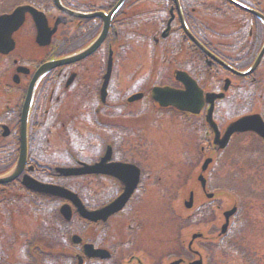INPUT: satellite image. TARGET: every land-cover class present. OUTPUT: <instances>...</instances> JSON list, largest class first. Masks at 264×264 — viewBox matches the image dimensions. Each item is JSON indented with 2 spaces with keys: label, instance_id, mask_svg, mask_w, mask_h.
<instances>
[{
  "label": "flooded vegetation",
  "instance_id": "flooded-vegetation-1",
  "mask_svg": "<svg viewBox=\"0 0 264 264\" xmlns=\"http://www.w3.org/2000/svg\"><path fill=\"white\" fill-rule=\"evenodd\" d=\"M204 1L223 4L224 15L236 27L217 29L214 25L211 14L217 9L222 10L221 6H210L208 16L200 17V0H178L180 9L175 0H60L63 8L58 7L55 0H21L0 10V15L9 14L19 5H29L46 15L49 30L57 25L45 45H38L35 40L38 33L44 37L49 34L45 24L38 29L34 22L37 11L27 9L21 16V25L7 22L0 27L1 37L14 29L12 36L15 41L12 51L0 53V172L9 170L19 159L22 112L33 73L48 61H56L86 48L106 29L105 37L94 51L80 60L52 67L41 79L28 107L25 166L14 180L0 185V194L6 196L18 187L22 189L24 175L38 180L45 176L70 178H63L54 171L56 163L72 165L102 160L104 165L101 169L107 171H112L108 164L113 161L128 163L138 167L139 180L125 207L109 217L123 218V211L132 199L145 190V175L150 178L156 168L152 163L159 157L152 154L158 152L160 144L150 130L160 132L165 121L177 119L182 127L187 123L193 133L197 129L196 119L206 112V104L197 114L172 106H160L152 97L153 88L166 85L184 89L176 76H183L186 72L204 95L207 92L222 93L228 83L222 97L226 99L236 79L243 78L228 71L215 58L242 69L254 61L263 42L262 25L242 26L245 21L241 15L230 17L236 10L226 0ZM239 1L253 9H259L260 3H264V0ZM117 3L118 9L107 20L101 16H79L108 14ZM56 36L58 39L63 36L64 46L55 44ZM22 37L34 47V52L27 56L19 52ZM137 46L156 49L155 53L160 54L156 59L154 53L153 60L143 71L117 59L121 49ZM4 59L8 61L6 65H2ZM252 78L255 79L254 76ZM187 99V94L182 95V102ZM214 104L216 107L217 101ZM186 133L189 134L188 131ZM143 157L146 159H141ZM164 163H160L158 172L163 170ZM115 172L127 176L117 169ZM90 175L100 180L99 188L103 186L102 180L110 179L116 183L118 188L114 197L123 190V183L112 175L100 172L84 176ZM135 176L130 174V177ZM90 223L102 229L105 227L100 226L104 224L102 221ZM124 224L130 231L137 227L127 220ZM124 224L120 225L122 229ZM2 233L4 230L0 229ZM114 234L118 236L117 230ZM133 242L132 236L126 241L119 237L111 254L117 251L120 255L122 249L132 248ZM6 243V238L0 235V264H7L10 258ZM82 243L79 244L81 251ZM47 250L51 253L48 264L68 263L70 252L59 238H54V243ZM127 254L125 251L123 257ZM79 256L76 254L78 262ZM128 258L136 260L138 257L129 254Z\"/></svg>",
  "mask_w": 264,
  "mask_h": 264
},
{
  "label": "rangeland",
  "instance_id": "rangeland-1",
  "mask_svg": "<svg viewBox=\"0 0 264 264\" xmlns=\"http://www.w3.org/2000/svg\"><path fill=\"white\" fill-rule=\"evenodd\" d=\"M19 1L21 0H0L2 7L0 10L7 9L11 5L10 3ZM221 23L229 24L228 22ZM225 28H229V26ZM217 29L224 28L218 26ZM58 44L60 47L64 46L63 36H60ZM19 52L21 55L27 56L34 52V47L24 38L21 40ZM118 58L120 61L129 62L130 66H136L139 71H143L149 65L148 61L153 60V57L152 59L150 57L149 49H141L138 46L122 49ZM156 58L158 59V57ZM7 63L8 61L4 59L2 65ZM259 74L264 82V67ZM259 92L264 94V90H258L250 112H261L264 108V95ZM234 102L233 105L228 101L223 103L224 113L246 109L250 104L249 101L242 105H236V103H241L238 100H234ZM236 114L237 112L223 114L218 111L215 119L224 128ZM199 130V134L202 136L204 126ZM150 134L157 138L160 144V153L156 155L159 158L152 163L156 167L154 170L152 169L154 172L152 181L158 184L160 189L157 190L158 187H155L149 180L145 190L136 197L131 214L138 217L141 231L135 233L128 230L124 224L125 218L113 217L108 224L111 234L114 235L117 230L118 238L121 237L123 241L131 236L136 238L132 248L126 251L128 254L125 257L132 254L138 257L142 264H169L174 259L183 258L184 263L181 264H187L188 260L197 258L192 253L185 252L184 248L192 234L200 231L206 235L210 233L217 236L224 222L222 212L236 205L238 210L230 219L227 233L220 238L217 236L216 240H211V238L195 239L193 248L201 254L203 264H264V144L258 140L257 136L252 133L237 134L226 148L213 152L211 148L209 149L208 144L203 142L200 145L205 147V152L203 154L199 151L195 154L196 165L190 168L189 163L183 162L181 149L193 150L194 136L182 129L180 121L177 119L165 121L160 132L150 130ZM206 155H210L214 160L206 174L208 191L214 193L212 199L206 198L199 189L196 180L200 165ZM174 157L178 160V168L175 167L167 175L160 174L163 172V170L158 172L161 170L160 163ZM169 162L171 163V161ZM190 175L191 177H189ZM79 181L88 187L91 193L96 191L93 195L96 194L98 197L101 196V191H103V196L108 197L110 194L108 187H114V183H110V180H102L101 188H99V182L96 179H78L77 182ZM81 183L76 184V187L83 190L85 187ZM167 190L168 192L160 195ZM191 190L194 192V205L193 208L186 209L183 201ZM88 195L91 196L86 192V197H84L87 202H89ZM206 207L213 217L209 218L207 222L200 223L201 218L204 219L203 211ZM199 208L202 212L200 215H195ZM17 213L19 211L14 212V214ZM17 220L20 233L23 231L25 234L26 231H30L31 225L35 226V219L27 216L26 213L19 217L15 216V221ZM122 224H124V229L120 227ZM42 225L44 224L42 223ZM42 225L40 224V226ZM74 228L84 229L85 226L82 223H76ZM45 229L46 227H43L42 231ZM63 233L66 234V231L58 228L53 233V237L59 238ZM23 238H31V235L26 234ZM179 247L185 251L182 249L181 252ZM10 256L18 262L23 261L19 252Z\"/></svg>",
  "mask_w": 264,
  "mask_h": 264
},
{
  "label": "water",
  "instance_id": "water-1",
  "mask_svg": "<svg viewBox=\"0 0 264 264\" xmlns=\"http://www.w3.org/2000/svg\"><path fill=\"white\" fill-rule=\"evenodd\" d=\"M58 0H56L57 2ZM232 3H234L235 5H237L238 7L244 9V10H247V11H252L250 9H248L247 7L239 4V3H236L232 0H230ZM26 10V8L24 7H20L18 9V11L12 15H8V16H2L0 19L1 20H5V21H13V22H20L21 19L19 18H16L17 16L20 15V13L23 12ZM114 10H112L108 15H103V14H98V15H101L103 16L104 20L108 19L111 14L113 13ZM253 12V11H252ZM256 13L259 17L262 18V20L264 21V17L258 13V12H254ZM95 15V14H94ZM37 16H35V19L37 20L36 18ZM18 19V20H16ZM104 34H102L96 41L95 43L90 47L88 48L87 50L77 54V55H74V56H71L69 58H65V59H61L60 61H56V62H49L47 64H44L42 66V68L35 74L34 76V81H32V86L29 90V96L31 95V91H32V87H33V84H35V82L37 81V79L42 75V73L47 70V69H50L52 68L54 65L56 64H60V63H67V62H71V61H74V60H77V59H80L81 57H83L85 54H87L88 52H90L91 50H93L97 44L100 42V40L103 38ZM8 41L10 42V38L9 36L7 37L6 35L4 36V42H6V44L8 45ZM12 42L8 45V49L9 47L11 48L12 47ZM264 50V45L262 47V50L254 64V66L252 67V69L256 66L259 58H260V55L262 54ZM1 51H7L6 48H1ZM181 75L178 74V78H180ZM185 81V80H184ZM197 90V88H194ZM194 90V94L197 96V91ZM184 93V92H183ZM189 94V92L187 93ZM199 96L201 97V95L199 94ZM153 98L156 99L161 105H164L166 103H168L169 101H171V104L175 105V106H178V107H182V96H181V92L180 91H177V90H174L172 88H169V87H159V88H154L153 89ZM210 98V97H209ZM211 100V99H210ZM197 97H196V105H197ZM192 105V104H191ZM195 104H193L194 106ZM245 130H254L255 132H257L260 136H262L264 138V122L261 120V118L258 116V115H248V116H244L240 119H238L237 121L231 123L225 130V134L223 136V139L219 142V146L220 147H223L225 146L226 142L228 141L230 135L234 132V131H245ZM22 135L24 136L25 135V127L23 128V132H22ZM217 135V134H216ZM24 145V139L22 141V146ZM23 156V157H22ZM23 162H24V148L22 150V154L20 156V161L18 162L16 168H15V171H14V174L12 176H14L17 172H19V170L21 169V167L23 166ZM100 168V165H95V166H92L90 168H87L85 169V171H98ZM60 171L66 173V174H70V173H78L79 171L77 170H72V169H60ZM83 171V170H81ZM120 176V175H119ZM123 178H124V175H121ZM10 176L6 177V178H2L0 179V182L2 181H6V180H9ZM200 179L203 180V178H201L200 176ZM25 184L27 186H29L30 188H33L35 190H38V191H42V192H47V193H51V194H54V195H60V196H63V197H66V198H69L73 201V203H75L78 207V210L79 212L85 216V217H88L90 219H97V218H106V216L110 213H113L114 211H116L118 208H120L123 203L125 202V200L128 198L130 192H131V187H128L126 188L124 194L119 198L117 199L115 202L107 205L105 208H103L102 210H99V211H95V212H87L83 209V206L82 204L80 203L79 199L77 198V196L67 190H65L64 188L62 187H59V186H54V185H47V184H42V183H39L35 180H24ZM211 196V195H209ZM190 200H191V197H190ZM235 211V208H232L230 209L229 211H226L225 212V217H226V221L222 227V231L225 230V228L227 227V224H228V220H229V216ZM62 212L63 214L65 215V217H69L70 215V210H69V207L68 206H65L62 208ZM197 236H200V234H194L193 235V238L197 237ZM95 253H98V252H95ZM179 261H175L173 264H178ZM191 264H202V259L199 258L198 260H195L193 261Z\"/></svg>",
  "mask_w": 264,
  "mask_h": 264
},
{
  "label": "trees",
  "instance_id": "trees-1",
  "mask_svg": "<svg viewBox=\"0 0 264 264\" xmlns=\"http://www.w3.org/2000/svg\"><path fill=\"white\" fill-rule=\"evenodd\" d=\"M236 11H238V12H239V13H241V14H245V13H243V12H240V11H239V10H237V9H236ZM215 247H216V245H215Z\"/></svg>",
  "mask_w": 264,
  "mask_h": 264
}]
</instances>
